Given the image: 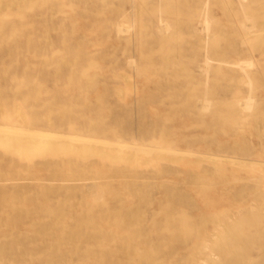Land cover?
Here are the masks:
<instances>
[{"label":"rangeland","instance_id":"1","mask_svg":"<svg viewBox=\"0 0 264 264\" xmlns=\"http://www.w3.org/2000/svg\"><path fill=\"white\" fill-rule=\"evenodd\" d=\"M0 126L109 144L0 133V264H264V0H0Z\"/></svg>","mask_w":264,"mask_h":264},{"label":"bare ground","instance_id":"2","mask_svg":"<svg viewBox=\"0 0 264 264\" xmlns=\"http://www.w3.org/2000/svg\"><path fill=\"white\" fill-rule=\"evenodd\" d=\"M207 18V17H206ZM206 27H207V29H209V21H206ZM166 28V27H165ZM122 31H123V29H122ZM55 55V54H54ZM156 55V54H155ZM46 59V58H45ZM213 59V58H212ZM205 61H208L207 63H208V65H206V68H207V66H209L210 67V59L208 58L207 60H205ZM212 62V61H211ZM214 63V62H213ZM95 65V64H94ZM248 66H252L253 65V63H251V62H248V64H247ZM237 67V66H236ZM242 67V69H245V67L244 66H241ZM238 68V67H237ZM209 69H211V68H209ZM208 71H210V70H207V72L206 73H209ZM214 73V72H213ZM209 74H207V76H208ZM209 77V76H208ZM207 77V78H208ZM249 82H250V84H251V82H252V80L250 79V77H249ZM251 86V85H250ZM252 87V86H251ZM244 107L246 108V109H251L252 107H253V102L251 101V100H249V101H247L246 103H245V105H244ZM0 133H3V134H11V135H21V136H24L25 138H27V139H30L31 141H38V140H57V139H61V140H64V141H67V142H79V143H86V144H94V145H109L106 141H95V140H89L88 141V139L85 141L84 139H81V138H79V137H76V136H67L68 138H64V137H66V136H60V135H58V134H56V133H53V132H41V131H33V130H27V131H25V130H19V128H16V127H1L0 126ZM112 143V142H111ZM115 144V143H114ZM119 144V143H118ZM122 144V143H121ZM120 144V145H121ZM130 146V145H129ZM121 147V146H120ZM145 147V146H144ZM123 148V147H122ZM139 148V147H138ZM130 149V148H129ZM155 149V148H154ZM139 150V149H138ZM164 150H166V149H164ZM168 151V150H167ZM175 152H177V151H175ZM112 195V194H111ZM114 197V196H113ZM105 200V199H104ZM96 204V203H95ZM5 205V204H4ZM9 208V207H8ZM46 208V207H45ZM49 208V207H48ZM47 208V209H48ZM98 209V208H97ZM51 210V209H50ZM88 211V210H87ZM99 213H100V211H99ZM36 216V215H35ZM91 216V215H90ZM76 217V216H75ZM87 218V217H86ZM74 219V218H73ZM119 220V219H118ZM116 221V220H115ZM119 222V221H118ZM120 222H121V224H123L124 222H123V220H120ZM117 223V222H116ZM6 229V228H5ZM65 235V234H64ZM117 236H118V234H117ZM204 243H205V241H204ZM208 244V243H207ZM210 245V244H209ZM205 247L206 246H202L201 248H200V250L202 249L203 250V248L205 249ZM199 248V246L198 247H196V249H198ZM131 248H130V246L128 247V250H130ZM195 249V250H196ZM199 250V251H200ZM141 252L142 251H140V254H141ZM136 253L138 254V256H139V249H137L136 250ZM128 256V255H127ZM135 256V255H134ZM137 256V255H136ZM101 259H102V257H101ZM140 260H141V258H140ZM135 262V261H134ZM206 264V263H205Z\"/></svg>","mask_w":264,"mask_h":264}]
</instances>
